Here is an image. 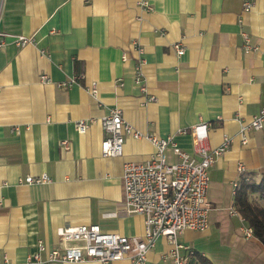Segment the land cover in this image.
I'll use <instances>...</instances> for the list:
<instances>
[{
	"label": "crops",
	"instance_id": "1",
	"mask_svg": "<svg viewBox=\"0 0 264 264\" xmlns=\"http://www.w3.org/2000/svg\"><path fill=\"white\" fill-rule=\"evenodd\" d=\"M243 2L0 0V263H23L40 241L63 248V227L93 223L143 235L144 216L125 208L123 172L127 162L147 161L155 146L127 136L122 156L102 154L107 134L101 119L119 108L135 129L174 135L194 156L192 135L180 130L208 122L211 149L231 137L209 168L208 227L185 230L179 240L194 249L196 264H264V245L246 237L248 223L231 213L234 183L243 173L259 178L264 170V129L249 131L246 144L240 134L264 105V0H254L247 12ZM244 33L256 50H245ZM16 35L35 42L18 46ZM133 41L143 48L144 81L154 101L135 81ZM176 42L184 55L177 54ZM94 82L95 96L87 89ZM90 118L88 131L79 133L76 122ZM168 155L177 160L172 151ZM41 174L52 181H21ZM171 249L159 238L145 264H166Z\"/></svg>",
	"mask_w": 264,
	"mask_h": 264
},
{
	"label": "built area",
	"instance_id": "2",
	"mask_svg": "<svg viewBox=\"0 0 264 264\" xmlns=\"http://www.w3.org/2000/svg\"><path fill=\"white\" fill-rule=\"evenodd\" d=\"M254 0H244V12L250 11ZM149 6V5H148ZM150 8V7H149ZM245 50L253 51L249 37L244 33ZM33 37L16 35L15 43L24 46L34 43ZM4 41H0V47ZM132 46L138 53L135 67V81L140 85L141 91L148 101L155 97H148V89L144 81L143 48L133 41ZM177 54L182 56L185 47L181 42L173 44ZM123 59L127 60L124 53ZM48 80L47 76L42 77ZM60 83L65 87L71 82ZM87 89L95 96L98 86L94 82ZM94 119H80L76 122L79 133H85ZM106 131L102 141V154L107 157H119L124 152V142L127 136L136 139H147L153 143L155 150L145 162H127L124 166L123 184L125 191V208L129 214L139 213L144 216L143 235L128 236L118 232L104 231L98 224H82L75 227H63L58 235L67 244L63 248H52L40 241L38 249L31 253L23 263L17 264H46V263H83L97 261L103 264L116 260H128L129 264H145L147 254L152 250L159 238L164 237L172 245L170 252L164 256L166 264H196L194 249L179 240L185 230H205L209 225V214L212 209L208 201L210 187L209 168L214 163L216 155L230 146L231 137L225 136L223 144L215 149L206 145L209 133V123L201 121L189 130H180V134L190 133L196 149L197 156L183 150L178 146L174 135L160 137L158 135L143 133L128 123L119 108L101 119ZM264 129V105L260 111L251 116L247 123L241 127V141L246 144L248 132ZM64 147L69 148V142L64 140ZM172 151L177 160L171 161L168 151ZM243 165H240L242 169ZM28 184L49 183L52 178L47 174L27 175L23 180ZM238 187V183H234ZM232 214L239 215L233 208ZM240 216V215H239ZM241 217V216H240ZM245 220L243 217H241ZM246 221V220H245ZM246 237L253 235L251 227L242 229ZM71 243V244H68ZM0 264H13L8 260Z\"/></svg>",
	"mask_w": 264,
	"mask_h": 264
},
{
	"label": "trees",
	"instance_id": "3",
	"mask_svg": "<svg viewBox=\"0 0 264 264\" xmlns=\"http://www.w3.org/2000/svg\"><path fill=\"white\" fill-rule=\"evenodd\" d=\"M243 173L234 195V208L253 230V235L264 245V170Z\"/></svg>",
	"mask_w": 264,
	"mask_h": 264
}]
</instances>
